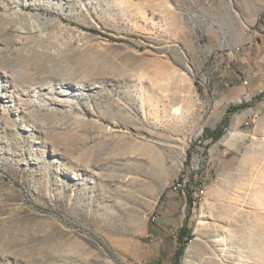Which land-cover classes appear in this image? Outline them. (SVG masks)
I'll return each instance as SVG.
<instances>
[{"label": "rangeland", "instance_id": "1", "mask_svg": "<svg viewBox=\"0 0 264 264\" xmlns=\"http://www.w3.org/2000/svg\"><path fill=\"white\" fill-rule=\"evenodd\" d=\"M263 12L0 0V264H264Z\"/></svg>", "mask_w": 264, "mask_h": 264}, {"label": "trees", "instance_id": "2", "mask_svg": "<svg viewBox=\"0 0 264 264\" xmlns=\"http://www.w3.org/2000/svg\"><path fill=\"white\" fill-rule=\"evenodd\" d=\"M258 24H263L264 25V12L258 17L257 20ZM252 48V44H247L245 46L242 47L243 51H249ZM264 96V90L262 91V93L258 96ZM248 107L247 104H240V105H236V106H231L229 107L222 120L220 121V123L214 128V129H206L203 133V140L208 141L209 143L212 142H216L217 140H219L222 135L224 134L225 129L227 128L228 125V121H229V117L236 112L242 111L244 109H246ZM194 175H200L198 174V172L193 173L191 180L188 182H185L184 184L182 183V181H180V183L183 184V187L185 189V195L186 198L188 200V203L190 206L195 205L198 202V199H192V194H191V186H196L197 189H201L202 188V182H193V176ZM191 227L189 226L188 223V219H186L183 223V225L177 230L176 233V241H177V250L174 252V264H179L184 250L187 246V244L191 241L192 239V235H191Z\"/></svg>", "mask_w": 264, "mask_h": 264}, {"label": "built area", "instance_id": "3", "mask_svg": "<svg viewBox=\"0 0 264 264\" xmlns=\"http://www.w3.org/2000/svg\"><path fill=\"white\" fill-rule=\"evenodd\" d=\"M236 50H239V47L236 48ZM185 187V186H184ZM191 194L192 196L194 195L195 197L202 196L204 194V189L201 188L200 190L196 188V186H191Z\"/></svg>", "mask_w": 264, "mask_h": 264}, {"label": "crops", "instance_id": "4", "mask_svg": "<svg viewBox=\"0 0 264 264\" xmlns=\"http://www.w3.org/2000/svg\"><path fill=\"white\" fill-rule=\"evenodd\" d=\"M256 23H257V20H256ZM259 25H260V26H259V30H260V32H264V25H263V24H259ZM253 35H254V37H256V36H258V33L255 32V33H253ZM259 37H260V39H261V42L264 44V36L262 37V35L259 34ZM246 45H247V44H246ZM253 48H254V51H255L256 47H253ZM245 52H246L245 55L250 53L249 51H245Z\"/></svg>", "mask_w": 264, "mask_h": 264}, {"label": "bare ground", "instance_id": "5", "mask_svg": "<svg viewBox=\"0 0 264 264\" xmlns=\"http://www.w3.org/2000/svg\"><path fill=\"white\" fill-rule=\"evenodd\" d=\"M3 95H4V91H0V97H2Z\"/></svg>", "mask_w": 264, "mask_h": 264}]
</instances>
